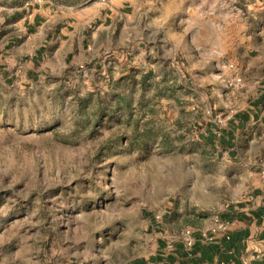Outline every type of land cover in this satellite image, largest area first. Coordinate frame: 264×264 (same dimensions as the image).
<instances>
[{
    "label": "rangeland",
    "instance_id": "obj_1",
    "mask_svg": "<svg viewBox=\"0 0 264 264\" xmlns=\"http://www.w3.org/2000/svg\"><path fill=\"white\" fill-rule=\"evenodd\" d=\"M124 2L128 67L109 53L105 74L0 64V264H128L161 236L203 229L252 186L240 137L241 156L202 134L247 101L221 94L235 83L220 78L238 71L222 59L261 43L264 0ZM137 12L160 33L138 68Z\"/></svg>",
    "mask_w": 264,
    "mask_h": 264
},
{
    "label": "crops",
    "instance_id": "obj_2",
    "mask_svg": "<svg viewBox=\"0 0 264 264\" xmlns=\"http://www.w3.org/2000/svg\"><path fill=\"white\" fill-rule=\"evenodd\" d=\"M131 5L124 0H2L0 64L25 66L28 76L66 75V71L81 68L105 74L111 68V62H104L109 53L114 65L128 67ZM143 24L137 12L132 36L136 68L140 60L151 55L153 45L160 39L155 25L145 24L147 37L141 36L139 28ZM260 34L257 47L242 44L223 54L222 61L233 62L238 71L235 76L224 74L220 78L225 86L235 83L231 93L224 89L221 94L231 100V95L246 91V103L241 106L235 102L226 124L211 122L202 134L211 145H221L226 153L239 156L240 137L245 146L241 160L250 166L249 191L242 199L229 203L218 216L226 224V232L218 230L212 240L203 238L214 228L215 218L203 229H195L192 248L180 238L173 241L165 235L159 238L153 252L134 257L128 264H264V29ZM209 95L212 97L211 90Z\"/></svg>",
    "mask_w": 264,
    "mask_h": 264
},
{
    "label": "built area",
    "instance_id": "obj_3",
    "mask_svg": "<svg viewBox=\"0 0 264 264\" xmlns=\"http://www.w3.org/2000/svg\"><path fill=\"white\" fill-rule=\"evenodd\" d=\"M263 177H264V172H263ZM223 231L226 232L227 226L224 222L221 221L219 217L215 219V226L213 229L210 231L206 232L203 234V238L205 240H212L213 236L216 234L217 231ZM195 231L192 230H185L183 233L179 236V238L185 243V245L188 248H192L195 244Z\"/></svg>",
    "mask_w": 264,
    "mask_h": 264
}]
</instances>
